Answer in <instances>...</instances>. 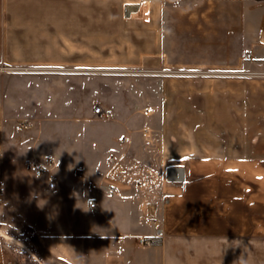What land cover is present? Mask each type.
Returning a JSON list of instances; mask_svg holds the SVG:
<instances>
[{"label": "rangeland", "instance_id": "obj_1", "mask_svg": "<svg viewBox=\"0 0 264 264\" xmlns=\"http://www.w3.org/2000/svg\"><path fill=\"white\" fill-rule=\"evenodd\" d=\"M64 2L55 0L57 14L51 15L58 19V35H64L60 34ZM135 5L138 8L134 9ZM50 23L52 27L54 22ZM50 37L42 42L51 49L64 53L74 48L79 54L88 51V64L72 71L63 70L70 68L67 66L0 70V233L10 239L1 234L0 238L20 264L38 262L18 246V241L43 264H78L77 258L81 261L82 257L66 255L64 247L75 245L71 238L87 235L88 262L101 264L97 254L109 256L113 250L104 225L118 224L120 240L140 234L144 226L138 210L139 192L131 180L115 182L119 195L111 197L99 188L90 189L75 172L80 169L99 180L109 172L110 156L120 158V175L147 178L162 170L158 113L161 81L165 79L184 81L179 88L184 91L185 115L193 116L169 120L168 134L179 133L184 145L199 140L202 145L217 143L220 147L226 134L232 133L233 154L243 155V166H239L240 160L234 161L233 168L226 163L218 168L199 164L193 168L192 179L199 182L214 174L231 178L233 191H241L249 199V206L240 207L260 233L264 0H89L87 39ZM129 45L136 50L134 54ZM124 62L133 65L118 67ZM116 95L137 104V118L122 128L114 118L92 114L96 99L105 96L113 102ZM167 102L170 111H181L175 99ZM149 108L153 109L150 114ZM18 121H27L29 129L17 131ZM125 129H130L133 137L120 140ZM241 148L246 151L240 153ZM33 155L57 161L56 189L47 190L43 179H35L24 169L22 160ZM18 181L23 185L18 187ZM217 186L222 197L225 188L232 185L222 182ZM203 187L198 184L194 190L205 192L209 185ZM90 196L99 202L97 213L86 208ZM200 203L204 213L214 212L209 210L210 202ZM220 210L222 206L216 209ZM201 217L206 222L210 216ZM217 218L220 223L228 219L211 216Z\"/></svg>", "mask_w": 264, "mask_h": 264}, {"label": "crops", "instance_id": "obj_2", "mask_svg": "<svg viewBox=\"0 0 264 264\" xmlns=\"http://www.w3.org/2000/svg\"><path fill=\"white\" fill-rule=\"evenodd\" d=\"M133 7L134 9L138 8V5ZM63 8L64 28L63 33L62 28L60 29V34L64 35H58L56 26L58 19L57 17L51 18V15L56 16L54 12L57 14L55 0H0V70L4 69L3 67L67 66L70 68H64L63 70L72 71L74 70L72 68L76 66H86L88 64V51L82 50L79 54L74 51V48H70L65 49L63 53L58 51L57 48L51 49L46 42H42L48 41L51 38L50 36L55 39L65 38L71 40L74 38H80L81 40L88 38L89 0H65ZM50 22H54L52 26L54 29L50 27ZM127 48L133 54L136 52L131 45ZM139 55L143 54L139 52ZM131 65L133 63L124 62L119 63L118 67L129 68ZM179 86L183 88L184 81L171 79L161 81L162 96L158 113V120L161 121L159 144V161L163 166L161 171L168 166H179L185 169L186 174V183L182 190L177 187L169 189L172 196L170 203L163 212L164 235L161 239H158L151 246H140L136 241L137 236L148 235L151 232L141 222V208L145 197L134 187L135 180L145 178H136L131 173L120 175V172H122L121 161L120 158L115 156L108 157L109 172L99 180H95L83 173L82 170L77 169L80 171V175L75 174L76 177L86 180L90 189L93 187L99 188L111 197L119 195L115 182H122V179L131 180L133 189L139 192L138 210L140 223L144 228L140 234L134 236L135 238L125 237L120 240L118 233L121 232V227L118 224L112 227L104 225V231L109 232L111 236L110 246L112 245L113 250L109 256L102 253L97 254L96 257L101 259V264H264V193L260 192V233H258L259 230L252 227L247 214L240 207L243 204V206H249V199L244 197L243 192L233 191L235 182L231 178L222 179V177L214 174L205 176L201 181L195 182L191 177L193 168L199 164H207L218 168L222 163H226V167L233 168L236 166L233 165L234 161L240 160L239 166H243V155L235 156L233 154L232 133L226 134V139L222 140L223 144H220V147L217 146V143L212 146H205L200 144L199 140L196 143L190 144L189 142L184 145V141L180 143L179 133L168 134L169 120L179 121L185 118H193L190 113L187 117L185 115L184 91L182 88L180 90ZM101 97V101L100 99H96V101L109 111L110 116L96 117L114 118L115 124L119 128L126 126L127 123L129 124L137 118L136 102L124 101L119 95H116L113 102H110L105 96ZM169 99L173 101L175 99L176 107L181 111H174V109L170 111L167 102ZM172 105L175 106L173 102ZM121 132L123 133L120 140L131 139L134 134L130 129ZM260 136H262L260 138V174L264 175V170H262L264 168V125H260ZM169 140L171 142L168 143ZM117 146L123 148L119 143ZM244 151H246L245 148L240 149V153ZM204 152L207 154H202ZM33 156L36 157V155ZM111 157L113 162L109 161ZM116 171H118V175H115ZM161 171L154 176L157 175L159 178ZM25 173L24 171V176L28 177ZM107 175L109 176L106 177ZM222 182L226 185L230 183L232 186L230 189L225 188V192H222L224 194L219 197L218 192L222 190L217 185ZM17 183L18 187L23 185L20 181ZM198 184L204 186L203 188H205V184H208L209 188L207 191L204 189L205 192L195 191L194 189ZM108 185L115 187L116 192L114 194L107 193L105 187ZM212 185L216 186L213 187ZM89 198L96 199L94 196ZM206 201L210 202L209 210H214V212L204 213L203 204L200 202ZM85 205L88 209L87 204ZM221 206L222 211H216ZM207 213L208 215H206ZM217 215L230 219V222L228 219L225 220V223H220L221 220H218V218L217 220L211 219V216ZM201 216L210 217L205 222L202 221ZM251 232H255V234H250ZM1 235L10 239L7 234ZM78 238H71L72 243H75V245L72 248L64 247L65 253L70 256L79 255L80 258L82 257L83 260L81 261L77 258L78 264H89L88 236L84 235ZM19 243L24 246L18 245L21 249L36 258L34 260L38 262L37 264H43V260L38 259L34 252L29 250L23 242L18 241L17 244ZM120 246L121 251H118ZM73 250L75 251L73 252ZM0 264H20L12 251L2 245L1 238Z\"/></svg>", "mask_w": 264, "mask_h": 264}, {"label": "built area", "instance_id": "obj_3", "mask_svg": "<svg viewBox=\"0 0 264 264\" xmlns=\"http://www.w3.org/2000/svg\"><path fill=\"white\" fill-rule=\"evenodd\" d=\"M148 113H152L153 109L149 108ZM95 116L109 117L110 113L104 109L99 103H95L92 109ZM30 124L27 121H19L16 123L17 131L28 130ZM109 161L113 162L111 157ZM23 166L25 170L31 173L35 179H43L45 181V187L51 191L58 186V163L53 157L44 156L43 158H37L35 156L26 157L23 159ZM77 176L80 175V171L75 172ZM186 183L185 169L179 166H168L161 175L150 176L145 179H138L134 181V187L140 193L143 194L145 199L141 208L142 216L141 222L150 229V234L139 235L136 238L138 245L151 246L158 239H161L163 234V212L165 207L170 203L172 196L169 189L177 187L183 189ZM108 194H114L116 192L115 187L108 185L105 187ZM3 191V184L0 178V193ZM88 209L92 212L99 210V205L96 199L89 198L86 202Z\"/></svg>", "mask_w": 264, "mask_h": 264}, {"label": "bare ground", "instance_id": "obj_4", "mask_svg": "<svg viewBox=\"0 0 264 264\" xmlns=\"http://www.w3.org/2000/svg\"><path fill=\"white\" fill-rule=\"evenodd\" d=\"M5 238H7V239H8V237H7V236H6ZM18 245H19V246H21V247L23 246V245H21L20 243H19ZM23 247H24V246H23Z\"/></svg>", "mask_w": 264, "mask_h": 264}]
</instances>
